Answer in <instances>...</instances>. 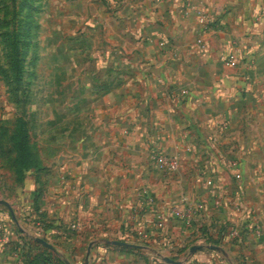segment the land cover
Returning a JSON list of instances; mask_svg holds the SVG:
<instances>
[{"label": "rangeland", "instance_id": "1", "mask_svg": "<svg viewBox=\"0 0 264 264\" xmlns=\"http://www.w3.org/2000/svg\"><path fill=\"white\" fill-rule=\"evenodd\" d=\"M101 8V0H0V199L20 225L0 204V264H106L116 251L181 258L199 241V211L212 207L217 190L241 196L259 183L247 174L264 184L262 149L212 140L215 148L195 141L181 150L164 142L161 129L137 134L133 70L101 68L117 60L107 54ZM105 124L108 135L121 129L118 140L103 143ZM67 160H108V181L89 179L95 187L85 197V184L72 186ZM221 226L216 240L237 235ZM93 249L100 260L91 261Z\"/></svg>", "mask_w": 264, "mask_h": 264}, {"label": "crops", "instance_id": "2", "mask_svg": "<svg viewBox=\"0 0 264 264\" xmlns=\"http://www.w3.org/2000/svg\"><path fill=\"white\" fill-rule=\"evenodd\" d=\"M101 4L107 54H117V60H106L101 68L133 70L132 110L139 136L158 128L166 144L179 145L181 150L190 149L195 141L198 147L215 148L212 140L232 150H264V0H192L191 4L188 0H101ZM196 6H204L205 13L199 15ZM233 50L241 57L237 67L228 61ZM109 74L104 73L107 78ZM148 115L153 118L149 127L144 123ZM102 127L104 144L118 140L121 129L108 135L109 126ZM67 161L72 186L77 192L85 184V197H92L95 187L87 182L108 181L107 169L103 170L108 160ZM93 166L99 167L97 171ZM250 175L247 181L251 177L259 183L247 186L241 196L235 190H217L212 207L199 211L196 250L181 258L163 257L179 264H264V184L256 174ZM52 207L54 218L60 206L53 202ZM222 223L227 232L237 235L216 240ZM208 231L213 243L207 240ZM49 236L54 237V232ZM95 255L93 249L91 261L100 260ZM163 257L116 251L113 262L106 264H172Z\"/></svg>", "mask_w": 264, "mask_h": 264}, {"label": "water", "instance_id": "3", "mask_svg": "<svg viewBox=\"0 0 264 264\" xmlns=\"http://www.w3.org/2000/svg\"><path fill=\"white\" fill-rule=\"evenodd\" d=\"M0 204H3V205L8 207V209L10 210V212L12 214V217L14 218L15 222L18 224V226H20L19 225V220H18V218H17V216L15 214V210H14L13 206L5 199H0ZM20 229L23 230V228H21V227H20ZM34 239H35V241H37L38 243L42 244L43 246H45V247H47V248H49L51 250L56 251L55 246L52 243H50L49 241H47L45 238H43V237H35ZM107 243L113 244V245H119V246H126V247H139V245H137V244H133V243H129V242H126V241H121V240H107ZM198 247L199 246H194L192 248V251L196 250ZM90 249H91V245L89 247V254L87 256V259L90 256ZM164 259L166 261H168V262H172L173 264H179V262H176V261L172 260L169 257H165ZM68 264H72V263L68 262Z\"/></svg>", "mask_w": 264, "mask_h": 264}, {"label": "built area", "instance_id": "4", "mask_svg": "<svg viewBox=\"0 0 264 264\" xmlns=\"http://www.w3.org/2000/svg\"><path fill=\"white\" fill-rule=\"evenodd\" d=\"M191 1L192 0H188V2L191 4ZM201 2H204V1H206V0H200ZM195 10L197 11V13L199 14V15H203L204 13H205V8H204V6H196L195 7ZM199 42H200V44L201 45H203V40L202 39H200L199 40ZM229 64L231 65V66H233V67H236V66H238V64L240 63V55L238 54V52L237 51H235V50H233V51H231L230 53H229ZM159 162L160 163H162L163 165H166V164H170L171 166H173V167H175V165L178 163L177 162V160H166L165 158H161L160 160H159ZM238 176V178H240L241 177V174H238L237 175ZM209 183L211 184L212 183V180H210L209 181Z\"/></svg>", "mask_w": 264, "mask_h": 264}, {"label": "trees", "instance_id": "5", "mask_svg": "<svg viewBox=\"0 0 264 264\" xmlns=\"http://www.w3.org/2000/svg\"><path fill=\"white\" fill-rule=\"evenodd\" d=\"M36 245H40L38 242H35Z\"/></svg>", "mask_w": 264, "mask_h": 264}]
</instances>
